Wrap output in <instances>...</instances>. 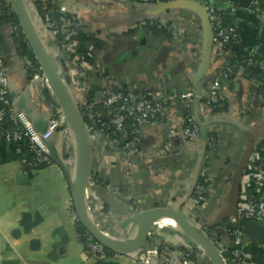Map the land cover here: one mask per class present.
<instances>
[{"label":"crops","instance_id":"1","mask_svg":"<svg viewBox=\"0 0 264 264\" xmlns=\"http://www.w3.org/2000/svg\"><path fill=\"white\" fill-rule=\"evenodd\" d=\"M57 2L64 12L59 11L52 17H77L84 33L76 50L102 64V76L92 64H86L93 82L92 97L101 91V86L95 84L96 78H100L99 83L104 79L108 86L134 94H160L167 106L158 122L142 130L140 155L131 159L110 141L94 146L85 197L90 218L96 224L103 223L105 230H119L124 223H132L141 212L167 208L189 219L193 216L203 226L219 229L222 223H227L239 201L256 197L262 184L257 171L259 166L248 165L242 176L237 175L247 148L245 133L255 138L254 152L264 144V110L259 88L264 73L263 23L249 11L253 0H235L237 11L233 25L240 36L241 55L253 53L263 61L235 69L224 82L222 95L228 106L222 114L205 107L203 100H195L192 114L200 127L207 128V137L216 139L215 145L210 141L206 144L207 137L202 134L193 143L183 138V117L177 100L186 90L193 89L192 78L200 63L203 41L196 15L176 11L151 19L145 7L134 0ZM6 8L5 1L0 0V10H4L0 14V44L8 65L10 97L16 109L26 112L35 127L42 130L57 113L58 104L47 82L34 80V66L38 65L35 56L25 50L27 41L23 31L15 30ZM32 18L40 25L36 16ZM39 34L44 42L49 40L47 45L51 43L50 56L66 80V86L78 83V69L62 57L49 29L41 27ZM212 55L201 82L204 93L233 60L231 53L221 55L216 49ZM70 136L68 133L66 140ZM54 140L57 145L58 136ZM72 146L77 156L74 157V181L81 150L77 143ZM71 159L63 158L67 165ZM33 161L26 141L0 142V264H144L116 252L101 256L88 251L77 233L72 181L55 162L39 165L36 161L32 164ZM94 173L101 176L106 183L104 186L92 181ZM21 175L26 177L24 182H20ZM202 180L206 184L203 185L206 201L195 206L192 198L196 185H202ZM155 225L165 233L157 231L153 243L145 245L146 253L156 252L150 258L152 264H182L168 252L174 249L183 253L186 249L177 236L166 231L176 230L160 221ZM243 230L250 244L246 251L252 262L264 264V223H251ZM232 239L231 232L220 235V241L228 244ZM186 250L187 254L191 253L193 264H201L195 258L196 253L193 255ZM166 254L169 256H164Z\"/></svg>","mask_w":264,"mask_h":264},{"label":"built area","instance_id":"2","mask_svg":"<svg viewBox=\"0 0 264 264\" xmlns=\"http://www.w3.org/2000/svg\"><path fill=\"white\" fill-rule=\"evenodd\" d=\"M4 1L6 7H8L10 5L9 0ZM24 1L30 15L36 16L40 20V25H35L38 33L41 27L43 30L49 29L52 38H54L52 42L55 43V45H59L62 57L69 59L68 64L78 69V83L68 84L67 88L78 108L87 133L89 134L92 151H95L94 146H99L100 143L104 141H110L115 147H120L131 159L140 155L142 153V130L147 126L155 124L163 117L167 108L164 99L161 98L160 94L153 95V93L150 92L134 94L120 87L118 88L113 85L108 86V84H106L107 81H104V79L99 83L100 78H96L95 84L101 86V91L97 93L95 97H92L93 82L89 77L86 64H92V67L98 71L97 74L99 75H101L100 70L102 71V64L98 60H94L95 58L93 59L91 55L88 54L87 56L92 58V61L88 57L82 56L81 52L76 50V45L79 42L81 34L84 33L82 32L84 28L80 20L74 16L68 19H54L52 17L53 15H56L59 11L64 12V9L60 8L57 0ZM140 1L144 4H148L151 0ZM154 1L157 2L158 0ZM197 1L201 2L210 13V21L214 30L213 49L219 51L221 55L230 53L233 55V60L229 67L223 70V72L211 82L206 91L207 99L204 103L205 107L222 114L223 111H218L217 109L221 108V104L225 100L222 95L224 82L233 75L235 69H240L250 63H258L250 58L254 55L253 53L246 56L241 55L242 44L237 30L234 26H225L223 18L218 14V12L222 10L229 13L231 16L235 15L237 11L235 0ZM38 7L46 14L44 18L41 17ZM32 10L36 15H33ZM249 11L259 17L260 21L263 23L262 31H264V0L260 3L257 0H253ZM1 13H4V10H0V14ZM57 22L61 23L60 27L56 24ZM20 28L21 27L17 26L15 30L18 31ZM58 33L64 35L65 38L63 41L57 38ZM48 41L49 40H46V42ZM46 42L44 43L47 47L48 45ZM231 44H237L239 46L236 53L226 48ZM244 58L248 59L247 63L239 64ZM34 80L46 83L43 73H39L37 70L34 71ZM102 87H104V90ZM259 88L262 108L264 110V73L259 81ZM177 100L179 101V110L183 117V138L187 142H196L200 137V125L196 122L192 114L196 100V92L194 89L189 88L182 93ZM99 107H102L105 111H101ZM68 133L72 134L59 106L57 113L48 120L46 132L44 134L35 127L33 121L26 112L16 109L15 102L10 97L8 65L0 44V142L21 143L26 141L30 152L34 156V161L39 165H48L53 162L49 144L51 142L54 143L60 155L63 154L64 152H61L65 144L63 140L66 141V135ZM111 135H118L120 139H114ZM57 136L58 144L56 145L54 139ZM209 141L214 144L216 139L210 137ZM34 161L32 164H34ZM249 165L252 167H254V165L259 166L257 171L262 184H260L257 196L249 199H241L235 211L227 220V223H222V226L213 234L214 238L220 237V235L230 232L228 226L233 229L231 232L233 234L231 244L224 241H219L217 243L220 253L222 256L226 257H223L225 264H254L251 255L246 251V247L250 244L245 237L244 230H237L234 227L238 224H244L247 221L257 224L264 223V144L255 152L253 150ZM205 190V186L203 185H199L195 190L194 193H196V196L192 198V203L195 206L202 205L206 201V196H204ZM74 216L76 219L75 214ZM202 227L206 232L207 227L203 225ZM86 247L88 251L97 253L101 256H105L107 253L106 249L95 242L90 236ZM144 249L129 255V257L144 264H152L150 258H152L156 252L153 251L150 254V252L146 253ZM168 252L178 257L182 264H193L192 261H190L191 253L189 255L175 251L174 249H170Z\"/></svg>","mask_w":264,"mask_h":264},{"label":"water","instance_id":"3","mask_svg":"<svg viewBox=\"0 0 264 264\" xmlns=\"http://www.w3.org/2000/svg\"><path fill=\"white\" fill-rule=\"evenodd\" d=\"M12 11L14 12L26 41L35 56L36 62L43 73L47 84L54 94L57 104L62 111L68 128L77 139L81 150V166L76 181L73 182L76 159L73 158L71 167L63 160L64 155H60L54 143L49 144V150L53 162H55L64 172L65 176L72 181V202L76 221L79 222L87 231L90 237L109 251L123 255H131L145 248L148 241L150 230L156 223L155 220L161 218L169 219L178 226V231L190 238L209 258L212 264H225L222 254L214 242L208 237L204 228L191 221L181 212H176L167 208H156L137 214L133 220L131 228L121 242L106 235L98 225L90 218L85 208L86 187L91 178L93 155L89 134L82 121L78 108L68 91L66 80L59 73L49 50L43 42L32 17L26 7L24 0H9ZM176 11L190 12L200 20L202 31V53L200 63L192 78V87L196 92L197 102L206 100V93L202 90V80L206 76L212 62V52L214 45V30L210 21V13L197 0H168L157 1L146 8V13L151 17H161L162 15ZM47 128V127H46ZM46 128L39 130L42 134ZM200 134L207 137L208 131L204 126L200 127ZM247 148L240 163L237 175L242 176L248 167L250 158L254 150L255 138L250 133H245ZM206 144H209V138H206ZM75 154V153H74ZM75 157V155H74ZM69 166V167H68ZM22 179V181H21ZM25 175L20 176V182H24ZM199 183V182H198ZM197 183V184H198ZM198 185H196L195 189ZM194 189V190H195ZM250 222L235 225V229L242 230L250 226Z\"/></svg>","mask_w":264,"mask_h":264},{"label":"trees","instance_id":"4","mask_svg":"<svg viewBox=\"0 0 264 264\" xmlns=\"http://www.w3.org/2000/svg\"><path fill=\"white\" fill-rule=\"evenodd\" d=\"M158 1H168V0H158ZM259 3L260 2H262V0H257ZM155 1L154 0H151L148 4H144V3H142L140 0H134V3H136L137 5H140V6H142V7H145V9L149 6V5H151L152 3H154ZM215 2H217V1H215ZM8 8V9H7ZM6 9H7V11L8 12H10L11 13V15H10V20L12 21V23H13V25L16 27V26H18V27H20V24H19V22H18V20H17V17L15 16V14H14V12L12 11V9H11V6L9 5L8 7H7ZM39 8V12H40V15H41V17L42 18H44L45 16H46V14H44V12L41 10V8L40 7H38ZM220 8V7H219ZM7 11H6V13H7ZM146 11V10H145ZM8 14V13H7ZM218 14L223 18V20H224V24H225V26H227V27H233L234 25H233V16H231V15H229V13H227V12H224V11H222V10H220L219 12H218ZM45 15V16H44ZM162 16H164V15H162ZM59 27L61 26V23H59V22H57L56 23ZM57 38L60 40V41H63V39L65 38L64 37V35H62L61 33H58L57 34ZM261 38H262V40L264 39V31H262L261 32ZM25 44H26V51L28 52V53H31V50H30V48H29V45H28V43L27 42H25ZM227 49H229V50H231V52H233V53H236V50H238L239 49V46L237 45V44H231V45H228L227 47H226ZM252 60H254L255 62H257V63H260L261 61H263L262 60V58H260L258 55H252L251 57H250ZM247 60L248 59H242L240 62H239V64H245V63H247ZM35 68H36V70H37V72H39V73H41V70H40V67H39V65H35ZM93 92V91H92ZM203 103H205V100H203L202 101ZM227 104H226V102H225V100L222 102V104H221V108H218L217 110L218 111H225L226 110V108H227ZM99 109L101 110V111H105V109H103L102 107H99ZM61 130H63V129H61ZM211 136H213V135H211ZM111 137L112 138H114V139H120L119 138V136L118 135H111ZM117 139V140H118ZM216 143V142H215ZM215 143L213 144V145H215ZM212 145V146H213ZM63 158L65 159V160H70L71 158H72V155L70 154V152H67V153H65V155L63 156ZM92 181H94L96 184H99V185H105L106 183L102 180V178H101V176L100 175H98L97 173H94V175H93V177H92ZM201 184L202 185H206L205 184V182H204V180H202L201 181ZM194 197L196 196V193H194V195H193ZM199 224H202V223H199ZM76 227H77V233H78V236H79V239H80V241H81V243L82 244H84V245H86L87 244V242H88V239H89V234L87 233V231H86V229L79 223V222H76ZM217 229H218V227H216V226H214V227H207L206 228V233H207V235H208V237L214 242V244L217 246V243L220 241V237H213V234H215V232L217 231ZM228 229H229V231L230 232H232L233 231V229L230 227V226H228ZM182 250V249H181ZM183 251V253H186L187 254V250L186 249H183L182 250ZM106 252L108 253V254H110V255H114L115 254V252H113V251H109V250H106ZM189 253V252H188ZM164 256H169L168 254H166V255H164ZM224 258H226L225 256H223ZM190 260H191V257H190Z\"/></svg>","mask_w":264,"mask_h":264},{"label":"rangeland","instance_id":"5","mask_svg":"<svg viewBox=\"0 0 264 264\" xmlns=\"http://www.w3.org/2000/svg\"><path fill=\"white\" fill-rule=\"evenodd\" d=\"M49 44V43H48ZM48 47V50L51 51L52 50V46H51V43L47 46ZM70 138L68 140L65 141V144L63 146V150L61 152H70V154L72 155V159L71 161H68V165L71 167L72 165V161H73V158H74V155H75V158L77 157L76 154H74V150H73V144L77 143V139L75 138V136L72 134H70ZM70 146H69V145ZM190 219L192 221H195V223H197L196 219L192 216H189ZM97 224H100L101 228L104 229V224L103 223H97ZM122 224V223H121ZM199 226H202V224H199L197 223ZM131 225L132 223H124L121 228H119V230L117 228H113L111 231H112V235H111V231L108 229V230H105L106 232L109 233L110 236H112L113 239H124L125 235L128 234L130 228H131ZM157 231H159L161 234L162 233H165V230H160L157 228V226L154 224L150 230V234H149V237H148V241L147 242H150L153 243L155 237L157 234H155ZM167 232H170V234L174 237V236H177V238L179 239L180 241V244H182L184 247H186V249H188L190 252L193 253V249H196L194 253L195 254V258L200 261L201 264H212L211 261L209 260V258L203 254V252L201 251V249L196 245L194 244L193 241L189 240V238H187L186 235H184L181 231H172V230H166ZM154 234V235H153ZM151 236V237H150ZM150 238V240H149ZM152 239V240H151ZM192 246V247H191ZM193 253V255H194Z\"/></svg>","mask_w":264,"mask_h":264},{"label":"bare ground","instance_id":"6","mask_svg":"<svg viewBox=\"0 0 264 264\" xmlns=\"http://www.w3.org/2000/svg\"><path fill=\"white\" fill-rule=\"evenodd\" d=\"M28 7L30 8L29 4H28ZM32 12H33V10H32ZM33 15H34V12H33ZM31 17H34V16L31 15ZM32 20H33V18H32ZM34 24L36 25V23H34ZM80 166H81V151H80V160H79L78 168H77V174H76V176H75L74 181H76V179H77V177H78V175H79ZM74 181H73V182H74ZM155 221H157V220H155ZM158 221L163 222V223H165V224H167V225H170V226H171L172 228H174L176 231L179 230V229H178V226H177L173 221H171V220H169V219L161 218V219H159ZM118 242H121V240H118Z\"/></svg>","mask_w":264,"mask_h":264}]
</instances>
